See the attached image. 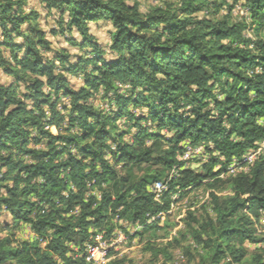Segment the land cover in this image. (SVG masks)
I'll list each match as a JSON object with an SVG mask.
<instances>
[{
  "label": "trees",
  "instance_id": "obj_1",
  "mask_svg": "<svg viewBox=\"0 0 264 264\" xmlns=\"http://www.w3.org/2000/svg\"><path fill=\"white\" fill-rule=\"evenodd\" d=\"M228 1L179 0L144 12L127 0H45L62 11L54 33L81 36L68 39L82 52L73 61L66 49L53 51L52 58L45 54L51 43L27 0H0V67L14 79L0 82V210L48 242L44 248L0 239V264H87L83 252L91 228L110 232L115 216L146 224L149 214L168 209L169 200L161 205L148 186L182 163L181 143L204 145L229 160L264 140L258 123L264 116V0H231L247 6L252 23L219 16ZM101 20L114 27L109 50L116 57L110 61L89 29ZM66 73L82 76L83 85L72 87ZM121 84L129 96L119 93ZM99 91L117 102L115 117L90 102ZM63 97L70 100L66 113L60 110ZM140 104L149 110L146 120L173 135L164 139L140 127L133 143H122L115 121L125 115L134 121L128 109ZM219 161L213 155L200 168L182 170L170 191L229 185L233 196L211 193L214 214L189 211L186 234L201 247L202 264H241L244 243L260 241L245 209L255 216L264 211V154L251 171L227 180L213 171ZM157 229L158 219L137 234ZM154 243L148 239L147 248L168 264L178 240ZM72 247L80 250L77 257L68 255Z\"/></svg>",
  "mask_w": 264,
  "mask_h": 264
},
{
  "label": "rangeland",
  "instance_id": "obj_2",
  "mask_svg": "<svg viewBox=\"0 0 264 264\" xmlns=\"http://www.w3.org/2000/svg\"><path fill=\"white\" fill-rule=\"evenodd\" d=\"M128 3H138L140 5V9L144 12L148 11L152 7L155 6H162L166 3L170 4H178L179 0H127ZM218 4L219 1L216 0ZM27 10L36 11L39 14L38 23L39 27L46 32V38L51 43V52H46L45 54L49 57H53V51L66 49L71 55L72 60L75 61L78 55L82 52L79 48L71 45L68 39L70 36L76 37L78 40H81V36L78 32L73 33H54V31H59L60 29V21L62 17V11L56 7H48L45 0H27V5L25 6ZM231 14L236 20L246 19L248 23H252V18L247 6H244L242 2L233 3V1L229 0L225 2L223 5L220 6V15L224 14ZM68 18V16H67ZM90 33L95 37L97 43L100 47L104 50V58L107 61L115 59V55L109 50V45L111 43V36L114 31V27L111 22L101 20V21H91L89 23ZM262 36L264 37V28L261 31ZM245 35L248 38L254 39L255 33L251 29H247ZM70 84L75 89L80 88L83 83L82 76H74L70 73H66ZM14 79L5 74L0 67V82L3 84H9L13 82ZM25 91V87L22 86V90ZM119 93L129 96V88L126 84H121ZM112 94L109 96H104L102 91L94 94L90 98V102L105 112L107 115L115 117L118 113L119 106L117 102L111 97ZM67 105V108L65 107ZM70 100L69 98L63 97L62 104L60 106V110L62 113H66L67 109H69ZM129 112L133 114L134 121H130V117L128 115L125 116H118L115 124L117 125L119 135L122 136V143H133L134 134H137L140 127L147 128L149 133H158L167 139L171 137L174 133L173 130L168 128L158 129L157 124L150 121L148 118L149 110L146 107H142L141 104L139 106L131 105L129 107ZM141 125L133 126L134 123H138L139 120H142ZM264 122V116L258 119V123ZM50 128L52 132L57 133V128L55 126H47ZM148 143L151 141L147 140ZM34 143V142H33ZM182 145V143H181ZM117 143L111 142V148L113 150L116 149ZM200 146V145H199ZM180 152L179 155H181ZM110 161H113V154L109 153L108 155ZM28 159V158H25ZM209 161L199 160L197 161L196 168L202 167L206 163H210ZM217 164H215L214 168ZM213 168V171H214ZM252 169V168H250ZM251 170H248V172ZM215 172V171H214ZM5 173V169L1 166L0 167V180ZM141 173V172H140ZM170 173V171L167 173ZM166 176V177H167ZM230 178L229 176L223 178L227 180ZM177 179V178H176ZM222 179V178H220ZM1 184V183H0ZM214 192L221 197H229L234 195V191L229 187L228 184H224L218 187H209L207 184H203L200 186H193L191 189L183 191L178 194V198L174 201V209L166 218L159 222L160 229L149 230L145 232L143 235L137 234L135 232L132 234V225L134 223L125 220L119 219L118 216H115L111 221V225L113 224V229L110 232L106 230H95L91 228L93 235H102V242L105 243H114L115 245L111 249L110 252V259L102 264H115L112 260H121L120 264H160L163 261V256L160 255L158 260H155L153 252L147 248V241L148 239L156 240L154 245L165 246V244L172 240L177 239L179 245L175 246L174 248L170 249L173 254V259L168 264H202V254L203 251L201 247L197 246L194 241L187 236L186 234V226L185 220L188 216L189 211L196 212L200 217L204 216L206 210L209 213L214 214L213 210L211 209V193ZM100 193V192H99ZM168 196L165 197L164 193L160 197L161 205H164L167 200L168 209L173 203L172 195L176 193V189L170 191V184H169V191L167 192ZM246 213L250 216L253 222V228L255 229V234L259 242H252L250 240L244 243V247L247 250V254L243 259L241 264H256V261L260 260V263L264 264V214L263 212L260 213L259 216H255L253 213H249L247 209H245ZM168 219V221H167ZM109 223V225H110ZM130 230V231H129ZM11 237L14 240L15 245H19V243L27 242V243H35L38 242L42 247H46L48 242L46 239L40 238L34 230L31 228L30 224L19 222L15 223L13 218L11 217L10 213L4 209L0 210V239ZM190 251V255H186L187 249ZM80 250L77 247H72V250L68 252L69 256L77 257ZM155 261V262H154ZM63 264V261H59ZM116 262V261H115ZM259 262V261H258ZM87 264L89 262L86 261ZM117 263V262H116ZM93 264V263H90Z\"/></svg>",
  "mask_w": 264,
  "mask_h": 264
},
{
  "label": "built area",
  "instance_id": "obj_3",
  "mask_svg": "<svg viewBox=\"0 0 264 264\" xmlns=\"http://www.w3.org/2000/svg\"><path fill=\"white\" fill-rule=\"evenodd\" d=\"M128 86V85H127ZM264 125V122L260 123ZM183 151L179 155V161L182 163L175 165L171 170L168 176L162 180H158L148 186V190L154 195V198L157 202L161 203L160 197L164 193L169 191V184L172 180L178 178L181 175V171L191 167L194 168L197 165V161L203 160L204 162L209 161L212 156H217L220 160L214 171L217 172L218 178L235 177L240 173H248V170H251L254 164L260 159L264 154V140H261L257 143L255 147L249 148L242 156L233 155L229 160L217 152L210 153L204 145L195 146L191 142L186 141L182 143ZM193 186H188L186 188H181L180 186L176 187V193H173L172 200L173 203L169 209L159 211L157 214H149L146 224L142 222H136L132 225V234L137 231L142 230L145 225L152 224L157 219L159 222L163 221L167 215L173 212L174 201L178 198V194L191 189ZM264 214V211H263ZM130 231V230H129ZM102 235L95 234L91 235V238L86 242L83 255L85 256L87 262L93 264H102L110 259V252L114 243H105L102 242Z\"/></svg>",
  "mask_w": 264,
  "mask_h": 264
}]
</instances>
